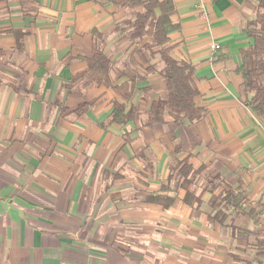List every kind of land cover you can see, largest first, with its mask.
Segmentation results:
<instances>
[{
    "label": "crops",
    "instance_id": "obj_1",
    "mask_svg": "<svg viewBox=\"0 0 264 264\" xmlns=\"http://www.w3.org/2000/svg\"><path fill=\"white\" fill-rule=\"evenodd\" d=\"M31 1V15L25 0L0 2V264H264V122L247 106L238 73L258 0H173L174 57L195 67L208 113L180 128L171 119L142 127L167 97L159 74L139 85L141 116L125 127L108 125L113 90L70 86L87 69L78 60L91 57L94 30L115 62L116 85L128 81L120 74L131 72L132 49L113 33L122 9L108 0ZM176 146L196 169L242 178L260 219L236 224L256 228L260 244L234 239L182 201L168 210L146 203L160 193Z\"/></svg>",
    "mask_w": 264,
    "mask_h": 264
},
{
    "label": "trees",
    "instance_id": "obj_2",
    "mask_svg": "<svg viewBox=\"0 0 264 264\" xmlns=\"http://www.w3.org/2000/svg\"><path fill=\"white\" fill-rule=\"evenodd\" d=\"M2 1L5 0H0ZM25 1L23 12L31 15L33 9L29 4L34 2ZM108 3L122 9L126 14V17L116 25L113 33L122 35L123 40H126L132 49L128 62L130 66L127 64L131 72L123 71L120 74L128 76V81L116 85L118 78L114 75L115 62L99 45L102 35L94 30L91 57H82L78 60L86 62L87 69L74 75L70 86L82 81L83 86L87 88L97 86L113 90L118 101L113 104L108 125L125 127L141 116L140 103L133 104L134 97L138 91L140 92L139 85L146 82L149 76L159 74L165 80L167 97L151 105L142 121V127L165 124L167 119H171L172 123L180 128L194 125L204 119L208 113L199 102L201 94L195 84L196 69L190 62L174 57L171 36L180 30V24L173 19L176 15L174 1L108 0ZM246 34L251 43L241 50L238 73L242 77L247 106L264 122V0H258L255 17L247 23ZM1 54L0 52V61ZM70 59L67 61L71 65L73 60ZM141 92L147 97L149 90L144 88ZM97 100L82 104L76 110L77 114H85L99 101ZM180 151V146H176L169 175L162 184L160 193L148 196L146 203L156 204L168 210L178 201H182L194 210L196 217L205 215L209 224L231 229L234 239L245 236L249 242L253 238L255 243L260 244L256 228L242 229L236 224L238 216L248 215L254 227L260 219L259 215H255L260 206H255L250 201L242 178L240 177L236 183H230L209 166L203 165L196 169L190 163V157L183 160L178 157ZM174 180L178 183L175 189L170 185ZM181 191L185 193L182 199L179 198ZM164 193L166 195H162ZM205 194L210 195L207 201L203 199ZM259 248L263 249L261 245Z\"/></svg>",
    "mask_w": 264,
    "mask_h": 264
},
{
    "label": "rangeland",
    "instance_id": "obj_3",
    "mask_svg": "<svg viewBox=\"0 0 264 264\" xmlns=\"http://www.w3.org/2000/svg\"><path fill=\"white\" fill-rule=\"evenodd\" d=\"M170 185L172 186L171 188L175 189V188H177L178 183H177L176 180H174V181L171 182ZM250 242L254 243V239L252 238ZM243 258H247V256H244Z\"/></svg>",
    "mask_w": 264,
    "mask_h": 264
}]
</instances>
